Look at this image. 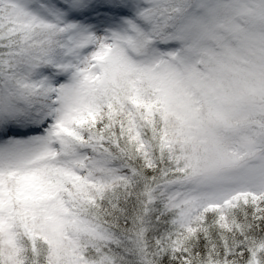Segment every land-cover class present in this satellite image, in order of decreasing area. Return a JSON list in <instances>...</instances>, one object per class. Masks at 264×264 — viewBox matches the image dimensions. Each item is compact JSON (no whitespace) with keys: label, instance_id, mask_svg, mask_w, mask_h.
Returning <instances> with one entry per match:
<instances>
[{"label":"snow or ice","instance_id":"snow-or-ice-1","mask_svg":"<svg viewBox=\"0 0 264 264\" xmlns=\"http://www.w3.org/2000/svg\"><path fill=\"white\" fill-rule=\"evenodd\" d=\"M0 264H264V0H0Z\"/></svg>","mask_w":264,"mask_h":264}]
</instances>
